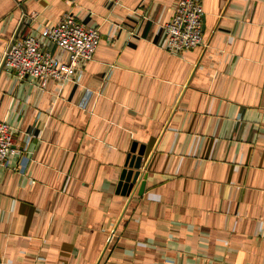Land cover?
I'll list each match as a JSON object with an SVG mask.
<instances>
[{
	"label": "crops",
	"instance_id": "0c3cea01",
	"mask_svg": "<svg viewBox=\"0 0 264 264\" xmlns=\"http://www.w3.org/2000/svg\"><path fill=\"white\" fill-rule=\"evenodd\" d=\"M178 2L0 0V264H264V0H202L172 55ZM66 14L101 36L80 83L1 69L24 36L68 61L41 37Z\"/></svg>",
	"mask_w": 264,
	"mask_h": 264
},
{
	"label": "built area",
	"instance_id": "2783aa9c",
	"mask_svg": "<svg viewBox=\"0 0 264 264\" xmlns=\"http://www.w3.org/2000/svg\"><path fill=\"white\" fill-rule=\"evenodd\" d=\"M204 10L202 0H179L174 18L160 27L165 33L166 50L176 55L204 46ZM42 39L68 54L62 62L43 45L40 38L24 36L13 39L1 62V69L11 70L17 78L40 80L44 86L49 79L59 82L80 83L83 73L79 67L93 59L101 36L96 28L86 27L71 14L64 15L58 23L42 32ZM15 130L0 122V167L9 168V158L14 153Z\"/></svg>",
	"mask_w": 264,
	"mask_h": 264
},
{
	"label": "water",
	"instance_id": "95a60500",
	"mask_svg": "<svg viewBox=\"0 0 264 264\" xmlns=\"http://www.w3.org/2000/svg\"><path fill=\"white\" fill-rule=\"evenodd\" d=\"M16 38H14V40ZM142 155L143 153L141 152L138 157H133L128 163L130 170H126L124 172L122 182L119 185V190H121L124 195H130L134 188V185L139 184L141 181L142 173L140 169L142 167Z\"/></svg>",
	"mask_w": 264,
	"mask_h": 264
}]
</instances>
